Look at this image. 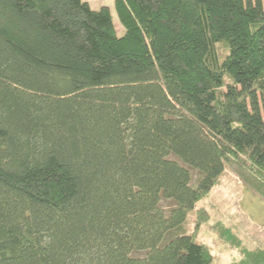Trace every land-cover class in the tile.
I'll return each mask as SVG.
<instances>
[{"label":"trees","instance_id":"16d2710c","mask_svg":"<svg viewBox=\"0 0 264 264\" xmlns=\"http://www.w3.org/2000/svg\"><path fill=\"white\" fill-rule=\"evenodd\" d=\"M115 11L0 0V264H212L188 214L264 178V0Z\"/></svg>","mask_w":264,"mask_h":264},{"label":"rangeland","instance_id":"374dc122","mask_svg":"<svg viewBox=\"0 0 264 264\" xmlns=\"http://www.w3.org/2000/svg\"><path fill=\"white\" fill-rule=\"evenodd\" d=\"M83 1L95 10L112 5L116 30L123 33L115 0ZM217 49L223 61L226 46L218 44ZM193 177L195 181L197 172ZM184 230L210 250L212 264H240L245 250L264 249V178L241 164L230 163L215 187L188 214Z\"/></svg>","mask_w":264,"mask_h":264},{"label":"crops","instance_id":"0c3cea01","mask_svg":"<svg viewBox=\"0 0 264 264\" xmlns=\"http://www.w3.org/2000/svg\"><path fill=\"white\" fill-rule=\"evenodd\" d=\"M85 2H87V3H89L88 1H85ZM89 5H90V3H89ZM104 6H106V7H109V9H110V11H111V13H112V16H113V9H112V5H106V4H104V5H102V7H104ZM91 7V6H90ZM92 8V7H91ZM93 9V8H92ZM95 10V9H94ZM114 19V18H113Z\"/></svg>","mask_w":264,"mask_h":264}]
</instances>
